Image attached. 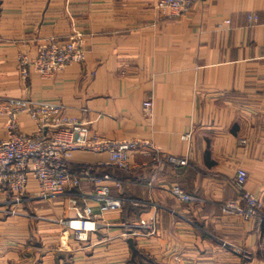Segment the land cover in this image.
Masks as SVG:
<instances>
[{
    "label": "crops",
    "instance_id": "1",
    "mask_svg": "<svg viewBox=\"0 0 264 264\" xmlns=\"http://www.w3.org/2000/svg\"><path fill=\"white\" fill-rule=\"evenodd\" d=\"M157 3L0 0V102L60 103L93 134L145 140L163 153L157 159L132 152L129 174L98 168L123 181L113 194L124 203L118 212L94 204L98 228L84 241L63 221L77 219L93 202L95 186L83 182L73 194L41 199L31 179L33 199L21 215L0 213V264H130L131 240L156 264H264V218L245 222L221 212L237 196L240 168L249 173L247 189L264 203V0H200L173 19ZM254 15L258 21L249 19ZM76 34L84 39V63L51 79L33 69L22 78L21 55L34 61L48 39ZM20 125L24 133L36 130L28 115ZM187 132L193 133L189 144L181 140ZM7 136L0 114V141ZM168 155L187 158L188 166L175 170L164 160ZM109 161L106 154L73 156L77 167ZM175 185L201 202L177 201L170 193ZM224 242L248 249L253 261L245 263Z\"/></svg>",
    "mask_w": 264,
    "mask_h": 264
},
{
    "label": "built area",
    "instance_id": "2",
    "mask_svg": "<svg viewBox=\"0 0 264 264\" xmlns=\"http://www.w3.org/2000/svg\"><path fill=\"white\" fill-rule=\"evenodd\" d=\"M198 1L158 0L156 8L165 17L173 19L188 12ZM249 19L259 20L256 15ZM86 57L82 35L76 34L67 41L50 38L40 45L34 61L25 54L21 55L19 69L25 80L31 69L43 79H51L68 66L84 63ZM143 107L145 114L150 116L151 101H145ZM0 114L6 118L8 133L7 138L0 141V192L5 194V198L0 200V213L5 216L21 215V207L33 199L28 194L31 179L37 181L40 190L38 197L41 199L73 194L83 182H88L95 186L93 202L86 204L77 219L63 221L77 241L87 240L89 232L98 228L100 216L94 212V204L107 212H118L123 208L124 199L113 194V189L122 190L123 181L110 173L100 174L98 168L110 165L123 174H129L132 170V152L145 150L157 159L163 155L160 149L145 140H112L93 134L82 122L70 117L66 107L60 103L10 98L0 102ZM22 115H28L35 122L34 133L21 130ZM192 138V132L181 136L186 144L191 143ZM239 143L245 146L247 141L242 139ZM79 152L106 154L110 161L100 166L83 164L77 167L73 156ZM164 160L175 170L188 166L187 158L168 155L164 156ZM248 181V171L240 168L233 181L237 196L221 206L223 215L239 217L245 222L264 218V203L247 189ZM170 193L183 203L201 202V199L188 194L178 185L172 187ZM141 227L152 230V225L145 221H141ZM223 245L248 259L244 255L248 253L234 244L224 242Z\"/></svg>",
    "mask_w": 264,
    "mask_h": 264
},
{
    "label": "trees",
    "instance_id": "3",
    "mask_svg": "<svg viewBox=\"0 0 264 264\" xmlns=\"http://www.w3.org/2000/svg\"><path fill=\"white\" fill-rule=\"evenodd\" d=\"M130 264H156V263L148 255H145L144 253L137 251L136 253H134V256L131 259Z\"/></svg>",
    "mask_w": 264,
    "mask_h": 264
},
{
    "label": "rangeland",
    "instance_id": "4",
    "mask_svg": "<svg viewBox=\"0 0 264 264\" xmlns=\"http://www.w3.org/2000/svg\"><path fill=\"white\" fill-rule=\"evenodd\" d=\"M241 250H243L244 253H248V254H244L245 256L248 257V259L243 258V260L245 261V263L246 262H252L254 257L251 254V252L248 249H241Z\"/></svg>",
    "mask_w": 264,
    "mask_h": 264
},
{
    "label": "water",
    "instance_id": "5",
    "mask_svg": "<svg viewBox=\"0 0 264 264\" xmlns=\"http://www.w3.org/2000/svg\"><path fill=\"white\" fill-rule=\"evenodd\" d=\"M131 247L134 251V253H136V247H135V242L133 240L130 241Z\"/></svg>",
    "mask_w": 264,
    "mask_h": 264
},
{
    "label": "bare ground",
    "instance_id": "6",
    "mask_svg": "<svg viewBox=\"0 0 264 264\" xmlns=\"http://www.w3.org/2000/svg\"><path fill=\"white\" fill-rule=\"evenodd\" d=\"M75 225H76V226H79V224H78V223H76Z\"/></svg>",
    "mask_w": 264,
    "mask_h": 264
}]
</instances>
